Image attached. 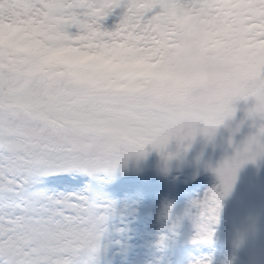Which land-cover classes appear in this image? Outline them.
Returning a JSON list of instances; mask_svg holds the SVG:
<instances>
[{
    "label": "rangeland",
    "instance_id": "374dc122",
    "mask_svg": "<svg viewBox=\"0 0 264 264\" xmlns=\"http://www.w3.org/2000/svg\"><path fill=\"white\" fill-rule=\"evenodd\" d=\"M5 1L0 0V8ZM144 1L146 2L147 0H12V2H15L13 9L7 12L1 19L0 43H3L5 39L10 40L11 34L15 31H18L20 36L23 35L22 29L14 23L19 3L26 5L27 11L25 14L35 24H39L46 19L47 11L50 8L58 3H63L64 6L58 14L59 21L65 26L72 27L78 39L85 40L92 37L97 39L103 36L105 40L104 44L112 43L116 52L134 48L138 62L133 68L125 71H128L132 75H134L133 71H138V75H135L142 79V84L136 96H142V98L143 96H151L153 93L152 77L156 76L157 72L149 71L150 65H148V62L156 60L158 61L157 64L160 63V54L158 41L151 28ZM172 1L173 7L175 6L177 12L181 13L179 15L182 16L187 12L197 23H200L202 30L205 29L204 24L207 20L211 22L224 20L223 10H220L224 9V5H212L213 0ZM246 1L256 3L257 16L255 18V26L258 27L263 22L261 20L264 17L262 6L264 0ZM10 5L13 4L10 3ZM100 9L102 12L99 13ZM17 21L19 22V19ZM82 45L78 47H82ZM90 46L92 47L91 50H95L96 54H99V51L104 52L99 43L95 42ZM256 53L260 58V65L257 62L250 72V76L254 79L258 77L259 73L264 72V45L257 46ZM110 57L115 58L114 55ZM54 60L51 57L47 59L50 64ZM96 66L107 67L102 60ZM178 72L175 78L176 81L187 86L199 84L207 93H210V88L214 87L216 81L220 78L229 80V72L222 65L219 67L213 64L207 67L189 69L185 71L184 75L180 71ZM20 80V74L13 76L7 72L4 73V71L1 72L0 100L12 94L8 100L22 102L24 101V97H26L31 100L32 104H34L32 100H37L38 102L43 95V89L39 83L35 82L31 84L22 93L16 87V83ZM90 86L91 82L88 80L81 82L74 80L70 84V89L79 92L88 90ZM254 88H257V86ZM110 96L111 98L114 97L112 94ZM140 100L138 101L140 102ZM48 111H52V109ZM15 112L13 111L12 114L10 112L7 114L0 112V120L5 122L6 125L12 126L15 132L24 134L23 136H29L32 132L40 130L42 126L41 120L36 121L26 118L22 116L21 111H17L19 113L14 115ZM190 114L191 111L186 110L180 116L182 119L188 120ZM111 115L114 116L115 122L122 124L155 117L152 114L134 115L114 109ZM58 117L62 121H65L67 117L70 118L65 113H60ZM193 119L198 123L199 127L202 126L203 119L198 116H195ZM212 120L215 119L212 118ZM132 126L135 129L134 127L137 124ZM213 126H216V124ZM237 129L246 131L248 128L246 124H240L237 126ZM5 130L4 141L8 142L12 149H15L16 145H18L15 139V132L11 129L8 130L7 127H5ZM151 131L156 133L154 130ZM0 132H4L2 127L0 128ZM75 134L77 140L81 138L80 132L76 131ZM67 137L65 130L58 129L55 133V141L60 145H63ZM155 137L158 140V145L168 148L170 146L175 147V145L179 147L182 141L201 145L204 148H211L213 141L211 136L198 130L182 132L178 140L173 138L170 141H163L160 140L159 136ZM1 150L0 145V174H2V170L4 169L1 165L3 156ZM207 154L211 158H216L212 152L207 151ZM13 158L12 154H5L4 157L7 161H11ZM80 164L81 162L75 166L54 165L50 168H55L56 171H70L79 167L85 169L90 167L91 173L95 177L102 176L104 181H111L122 173L134 172L144 174L145 176L151 174L147 166H138L129 161H121L116 166H100L88 163L87 168ZM217 164L221 171L226 173V160L222 159ZM196 170H199V166L194 162L191 166V171L195 174ZM45 171L46 167L41 163L34 165L29 177L30 181L40 180L41 173ZM9 172L12 174L14 169ZM174 173L176 176H174ZM174 173L159 168L154 174V177L159 175L164 176L165 182L169 185L167 191L158 192L157 194H141L140 196L135 194L127 199H124L122 196H115L113 203H111V194H108L104 203L102 202L99 205L93 204L90 208L93 207L95 212L101 213L99 218L100 223L96 221L94 227L100 234H103V237L100 239H97V235H91L83 227L84 225L80 223L77 216L73 217V207L78 211L86 205L83 190H62V192L57 190L40 191V194L34 201L41 215V221L38 223L37 220L28 219L27 221L21 218V206L16 200L17 193L11 191L9 188L11 184L14 186L17 181L6 177L3 180L5 182L3 183L5 184L3 186L4 191L0 192V264H32V260H36L35 258L39 254H50L51 252H54V254L52 258L48 257L50 260L46 264H53V262L61 264L68 260H71L73 264H101L108 262L106 260L107 256L104 255L106 247L110 251H112L111 247L113 250L120 249L119 262L121 264H149L152 263L150 258L153 255H157L163 248H179L180 245L188 241L209 242L216 239L219 240L220 236L235 246L236 254L234 257L226 260L225 258H215L217 260L215 264H239L238 260L242 258L240 241L229 226L223 205H219V200L216 198L218 193L216 190L219 183L215 181L200 193L182 196V194L175 193V187L178 188L180 183L187 179V168L183 166ZM21 179L26 180L27 176L23 175ZM0 182L2 181L0 180ZM261 194L263 202L260 206L259 203L254 202L258 193L248 192L246 194L255 207L246 210L240 224L247 236V245L258 260V264H264V181L261 184ZM181 198L182 200H180ZM173 200L177 203H172ZM70 202L71 205L68 204ZM144 202H146L145 206ZM104 205L106 206L103 207ZM185 209H187L184 214L186 216L181 218L180 212ZM143 213H149V216L145 220L144 226L139 227L137 225L138 220L142 219L141 215ZM122 225L124 227H121ZM51 240L55 241V244L50 245ZM33 241H35L34 244L38 245V250L35 252V258L30 262L29 259L34 256L29 257L30 255H27V253L30 251L31 246L34 245L32 244ZM92 247L96 248V253L91 251ZM218 256L220 257L221 255L218 254ZM192 264L203 263L196 261L192 262Z\"/></svg>",
    "mask_w": 264,
    "mask_h": 264
},
{
    "label": "bare ground",
    "instance_id": "6f19581e",
    "mask_svg": "<svg viewBox=\"0 0 264 264\" xmlns=\"http://www.w3.org/2000/svg\"><path fill=\"white\" fill-rule=\"evenodd\" d=\"M64 182L66 185H69L66 180ZM81 183H83L82 179ZM207 183H210V180L207 181ZM58 185H62V183H56V186ZM117 187L120 191L123 192L129 188V185L119 184ZM134 190L135 189H131L130 192H133ZM135 194H138V192H136ZM216 245L217 244L211 245L210 243H205L201 246L203 249L202 251L191 248L185 254H180L177 251H170L165 248L161 253H158L156 256H152L151 260L153 261V264H163L168 259H174V264H188L189 262L193 261H199L203 264H215L217 262L216 259H220L218 254H221L226 259L232 258L233 252L231 251V246L229 244H227V247L225 249L216 248Z\"/></svg>",
    "mask_w": 264,
    "mask_h": 264
}]
</instances>
